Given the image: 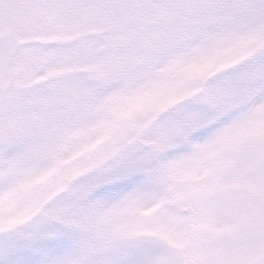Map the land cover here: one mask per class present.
I'll use <instances>...</instances> for the list:
<instances>
[{
  "label": "snow or ice",
  "instance_id": "6c2138e0",
  "mask_svg": "<svg viewBox=\"0 0 264 264\" xmlns=\"http://www.w3.org/2000/svg\"><path fill=\"white\" fill-rule=\"evenodd\" d=\"M0 264H264V0H0Z\"/></svg>",
  "mask_w": 264,
  "mask_h": 264
}]
</instances>
